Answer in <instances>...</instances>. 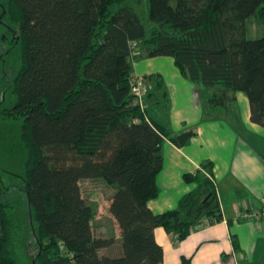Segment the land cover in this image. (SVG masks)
<instances>
[{
	"label": "trees",
	"instance_id": "1",
	"mask_svg": "<svg viewBox=\"0 0 264 264\" xmlns=\"http://www.w3.org/2000/svg\"><path fill=\"white\" fill-rule=\"evenodd\" d=\"M148 1L144 22L141 0H0V60L5 73L15 68L0 115L23 119L25 152L23 172L8 173L20 184L7 176L0 186V264H163L156 228L179 243L222 220L211 161L184 175L195 188L176 209L148 207L160 193L164 141L184 146L196 134L172 136L136 103L135 57L143 48L173 58L186 79L216 89L211 107L245 93L252 122L264 126V36L250 40L246 27L253 15L264 23V0ZM96 179L114 189L119 240L94 235L81 183ZM13 187L28 197L32 261L20 252L24 221L5 193ZM116 246L119 255L104 253Z\"/></svg>",
	"mask_w": 264,
	"mask_h": 264
},
{
	"label": "crops",
	"instance_id": "2",
	"mask_svg": "<svg viewBox=\"0 0 264 264\" xmlns=\"http://www.w3.org/2000/svg\"><path fill=\"white\" fill-rule=\"evenodd\" d=\"M137 56L140 60L134 63V76L146 78L145 107L149 109V99L152 107L165 109H157L151 117L172 136L190 131L196 134L184 146L164 141V165L157 180L160 193L148 207L155 214L176 209L181 198L195 188L185 182L184 175L211 161L222 212L221 221L197 227L179 243L164 228H156L163 264H181L184 258L191 264H264V216L241 218L264 209V126L252 122L248 97L237 92L236 100L228 106H208L216 89L186 79L173 58H148L145 51ZM150 76L162 78L164 87H159L158 78L147 79ZM117 228L119 240L118 224ZM114 250L104 252L121 253L120 248Z\"/></svg>",
	"mask_w": 264,
	"mask_h": 264
},
{
	"label": "rangeland",
	"instance_id": "3",
	"mask_svg": "<svg viewBox=\"0 0 264 264\" xmlns=\"http://www.w3.org/2000/svg\"><path fill=\"white\" fill-rule=\"evenodd\" d=\"M141 3V6L137 7L138 12L141 15L142 20L147 22L149 1L141 0ZM246 27L248 39L254 40L264 36V23L259 20L258 15H253L248 18L246 21ZM140 50L144 51L143 48ZM137 57L138 56L136 55V63L140 60V58ZM7 62H9V57H7ZM8 65H10V63ZM14 73L15 68L12 66L7 67L5 73L0 60V101L2 102H5L6 97H8L9 91L5 93L4 88L10 82L12 75L14 77ZM147 101V103L150 104L148 113L151 116L157 111V109L161 112L165 111V109L162 111V108L156 109L155 107H152V102L149 99ZM4 108L5 104L0 105V111ZM1 117L4 116L0 115V176L2 177L0 179V186H2V181L8 185V173L17 175L19 172H23V160L25 156L20 138L23 119L20 118L14 120ZM9 178L10 183L12 182V184L19 185L21 182L20 179L14 176H9ZM81 187L84 197L94 207L96 213V218L93 222L95 237L108 238L112 235L116 236L118 234L117 224L109 212L114 189L101 179L84 180L81 183ZM5 193L7 194L6 197L14 203L17 210V216L24 221L25 233L24 236H22V240L19 242L21 246V251H19L23 253V258L32 261L35 259L38 250L35 247L31 234L30 215L28 213V197L19 187H13L11 190L5 191ZM113 249L116 250L117 246L113 247Z\"/></svg>",
	"mask_w": 264,
	"mask_h": 264
},
{
	"label": "built area",
	"instance_id": "4",
	"mask_svg": "<svg viewBox=\"0 0 264 264\" xmlns=\"http://www.w3.org/2000/svg\"><path fill=\"white\" fill-rule=\"evenodd\" d=\"M133 93L135 96V101L137 104H139L141 106L142 109L145 108V96L147 93V87L145 85V82L143 81V78L141 77H135L133 80ZM261 216H264V209L263 211H260L258 213H253V214H249V215H241L242 219L245 220H250L253 218H259Z\"/></svg>",
	"mask_w": 264,
	"mask_h": 264
}]
</instances>
